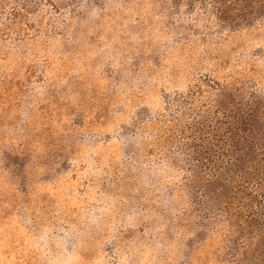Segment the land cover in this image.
<instances>
[{"label":"rangeland","instance_id":"374dc122","mask_svg":"<svg viewBox=\"0 0 264 264\" xmlns=\"http://www.w3.org/2000/svg\"><path fill=\"white\" fill-rule=\"evenodd\" d=\"M0 264H264V0H0Z\"/></svg>","mask_w":264,"mask_h":264},{"label":"trees","instance_id":"16d2710c","mask_svg":"<svg viewBox=\"0 0 264 264\" xmlns=\"http://www.w3.org/2000/svg\"><path fill=\"white\" fill-rule=\"evenodd\" d=\"M251 131V130H250ZM250 147H251V145L249 144V143H247L246 144V146H245V148H244V150H242L243 151V154H246V153H248V149H250ZM247 150V151H246ZM229 152V153H228ZM236 152V148L234 147V145H232V147H229V148H225L224 146H222V147H220L219 146V150H218V154H216L217 155V159H218V157L219 156H224V155H226V153H228V155L229 154H234ZM216 155H213V157L214 156H216ZM235 155V157H234V162H236V156H238L239 154H237V153H235L234 154ZM216 159V158H215ZM219 161L217 160V163H218ZM245 173H247V171L246 172H244V173H242L241 172V174H245Z\"/></svg>","mask_w":264,"mask_h":264}]
</instances>
